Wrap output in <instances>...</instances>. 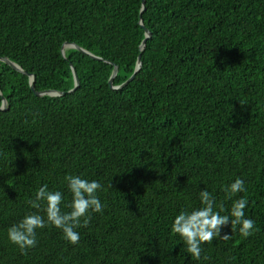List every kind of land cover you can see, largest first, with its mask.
I'll use <instances>...</instances> for the list:
<instances>
[{
  "label": "trees",
  "instance_id": "obj_1",
  "mask_svg": "<svg viewBox=\"0 0 264 264\" xmlns=\"http://www.w3.org/2000/svg\"><path fill=\"white\" fill-rule=\"evenodd\" d=\"M0 0V264H264V0ZM74 43L100 57L95 60ZM142 67L127 86H114ZM75 67L80 86L74 93ZM66 175L102 185L104 210L90 213L71 244L60 229H37L27 254L8 229L47 184L72 200ZM237 178L246 191L226 198ZM207 189L227 215L248 201L252 236L202 245L201 259L171 232L181 211L202 207Z\"/></svg>",
  "mask_w": 264,
  "mask_h": 264
},
{
  "label": "clouds",
  "instance_id": "obj_2",
  "mask_svg": "<svg viewBox=\"0 0 264 264\" xmlns=\"http://www.w3.org/2000/svg\"><path fill=\"white\" fill-rule=\"evenodd\" d=\"M3 107L0 104V109ZM64 179L72 193V200L68 205L70 211L61 210L63 194L60 191H50L45 184L36 191L35 199L29 201L31 207L37 210L41 209L43 203L44 215L39 214V211L29 213L8 229L9 241L23 254L26 255L28 249L36 246L37 229L47 226L60 229L64 239L73 245L78 244L80 234L76 229L89 225L90 213L103 212L104 205L97 195L102 190V185L98 181H89L79 175H66ZM223 191L226 198L231 200L237 193L246 191L244 181L237 178L233 183L224 186ZM199 198L202 207L181 211L171 225V232L179 235L186 245V252L195 260L201 259L203 244H210L216 238L231 239V235L227 233L221 235L222 228L226 226H231V234L238 229L244 238L254 234L255 221L245 217L244 210L248 204L245 198L233 200L227 215H221L225 211L223 204L217 210L215 197L207 189L200 191Z\"/></svg>",
  "mask_w": 264,
  "mask_h": 264
},
{
  "label": "water",
  "instance_id": "obj_3",
  "mask_svg": "<svg viewBox=\"0 0 264 264\" xmlns=\"http://www.w3.org/2000/svg\"><path fill=\"white\" fill-rule=\"evenodd\" d=\"M145 0H143V5H142V10H141V15H140V25L142 26V28L145 31V39L142 41L141 45H140V50L143 51L146 47V43L148 41V39L151 38V32L149 31V29H147L144 25L143 19H142V15L144 13V11L146 10L145 7ZM67 49H76L79 52L90 56L91 58L95 59V60H99L101 61L102 59L94 54H92L91 52L85 50L84 48L78 46L77 44L74 43H64L62 46V54L65 57L66 56V50ZM0 62H3L5 64H7L8 66H10L13 70L25 75L29 77V84H30V88L31 90L34 92V94L38 97H44V96H51V97H61L66 95V92H60V91H55V90H36V76L33 74L28 73L26 70H24L20 65H18L17 63L11 61L9 58L7 57H0ZM142 67V59H141V55L138 56V60L136 63V67H135V71L133 73V75L122 85L120 86H114V80L118 74V66H114V70L111 74V77L109 79V85L111 88H113L114 90H119L122 89L123 87L127 86L129 83H131L137 76L138 72L140 71ZM71 68H72V72H73V76H74V88L69 91V93H74L80 86V80L78 77V73L75 69V67L73 66V64H71ZM0 96H2V91L0 90ZM2 105H4V107L0 110L5 111L8 109V102L6 100L5 97H2Z\"/></svg>",
  "mask_w": 264,
  "mask_h": 264
}]
</instances>
